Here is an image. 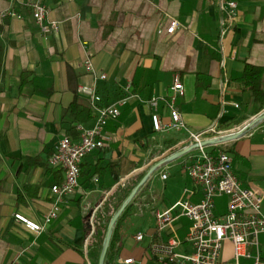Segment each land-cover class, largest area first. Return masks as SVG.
Listing matches in <instances>:
<instances>
[{
	"label": "crops",
	"instance_id": "0c3cea01",
	"mask_svg": "<svg viewBox=\"0 0 264 264\" xmlns=\"http://www.w3.org/2000/svg\"><path fill=\"white\" fill-rule=\"evenodd\" d=\"M25 1L0 0V264H99V232L85 249L93 211L107 217L153 165L185 149L191 132L217 124L218 131L234 133L264 113L242 79L247 63L264 68V0H231L237 3L232 20L222 0H45L49 20L60 23L58 32L40 28ZM174 19L179 27L169 34ZM87 57L94 72L86 70ZM176 76L185 89L176 106L186 127L156 131L149 101L158 97L157 112L169 123ZM82 86L94 88L101 107L126 102L105 128L106 146L83 160L77 192L58 219L36 235L15 213L41 221L52 208V186L64 178L49 162L52 153L65 135L78 141L79 127L93 128L97 121L94 112L84 119L92 103ZM222 148L233 156L242 184L264 195V120ZM189 154L157 170L140 188L121 220L109 264H166L152 245L170 234L156 235L153 211L182 198L190 185L182 170ZM177 165L179 193L166 197ZM164 170L166 180L160 177ZM201 198L197 191L190 200ZM216 203L218 212L225 211V197ZM140 204L148 205L143 213ZM100 223L101 232L107 219ZM190 225L186 217L175 222L177 235L184 238ZM138 233L144 234L142 240L136 239ZM261 241L264 247V236ZM232 256L234 247L227 241L222 257L232 262ZM240 261L253 264L245 257Z\"/></svg>",
	"mask_w": 264,
	"mask_h": 264
},
{
	"label": "built area",
	"instance_id": "2783aa9c",
	"mask_svg": "<svg viewBox=\"0 0 264 264\" xmlns=\"http://www.w3.org/2000/svg\"><path fill=\"white\" fill-rule=\"evenodd\" d=\"M16 1V0H11ZM36 24L43 30L58 32L60 23L49 20L50 7L45 0H26ZM222 6L230 20L237 12L235 1L222 0ZM224 19L222 20L223 26ZM179 27L178 20H172L167 33L172 34ZM88 72H94L95 67L90 57L85 59ZM106 79L105 73L101 74ZM129 89V86L127 87ZM80 91L90 97L92 110L97 116L93 128L79 127L80 139L73 140L65 135L57 145L50 157V164L64 173L62 182L52 186L54 202L52 208L37 221L22 213H15V219L25 225L31 232L39 235L46 231L48 226L58 219L62 207L67 199L74 195L80 187L81 165L87 155L96 149L106 146L107 136L105 128L110 120L118 118L120 107L126 102L121 100L116 105L101 107L97 104L101 97L93 87L82 86ZM185 89L179 76L174 79L173 93L169 100L171 120L164 124L161 115L157 112L158 97H153L149 103L155 109L152 122L156 131L181 129L186 127L176 100L183 96ZM218 131L217 124L200 132H191L185 148L191 149L190 154L182 162V170L189 177L190 185L183 188V196L168 209H157L153 213L156 217V235L161 237L164 233L170 236L165 240L153 243L152 251L158 259L166 264H243L241 258L253 259V264H264V247L261 237L264 236V195L250 187L244 186L239 180L231 153L222 148V144L204 145L203 142L216 137L229 135ZM169 172H160L162 180H166ZM153 177V174L149 179ZM201 191L202 198L193 202L190 198ZM226 198V209L217 214L218 198ZM148 208L147 204H140L139 211ZM182 217L190 220L191 225L184 238H180L175 230V222ZM96 234V212L89 217V232L85 239V249L92 242ZM144 234L138 233L136 239L142 240ZM231 241L234 247V260L226 262L223 257L225 243ZM184 245L188 249H181ZM254 249V252L250 250ZM126 263L132 259H126Z\"/></svg>",
	"mask_w": 264,
	"mask_h": 264
},
{
	"label": "trees",
	"instance_id": "16d2710c",
	"mask_svg": "<svg viewBox=\"0 0 264 264\" xmlns=\"http://www.w3.org/2000/svg\"><path fill=\"white\" fill-rule=\"evenodd\" d=\"M242 79H243L245 87L248 88L252 92V95H253L255 102L259 103L261 105V107H264V84H263L264 68H262L261 66H258V65L247 63L245 66L244 72H243ZM92 114H93V110L85 111L84 119H88L89 117L92 116ZM131 191H132V188H129V189L124 191L123 195L121 196V201L119 203H117V205H115L113 208L108 209L107 217H103L102 215H97V217H96V227L99 226V224H101L100 222L102 221V219H104V218L107 219V223H106V225L102 226L101 232L99 231L98 228L96 229V231H97L96 234L99 232V236H100L98 248L96 251L97 261H98L99 254H100L102 246H103V242H104L105 234H106V231L108 228V224H109L112 216L118 210L119 204H121V202L128 197V195L131 193ZM131 209H132V205L129 204L116 222V225H115V228L113 231V235H112V239H111V242L109 245L107 258H106L107 261H109V262L112 259L111 253H112L113 248H114V246L118 240V229H119V225L121 223V220L124 217H126L127 215H129Z\"/></svg>",
	"mask_w": 264,
	"mask_h": 264
},
{
	"label": "water",
	"instance_id": "95a60500",
	"mask_svg": "<svg viewBox=\"0 0 264 264\" xmlns=\"http://www.w3.org/2000/svg\"><path fill=\"white\" fill-rule=\"evenodd\" d=\"M262 120H264V113H262L261 115L256 117L253 121H251L250 123L245 125L239 131H236V132L231 133L229 135H224V136L216 137V138H213V139H210V140H206V141L203 142V144L204 145L223 144V143H226L227 141L236 139V138L244 135L245 133H247L250 129H252L255 125H257ZM193 148H195V147L193 146V147L185 148V149H183L181 151H178V152H176V153H174V154H172V155L160 160L159 162H157L155 165H153L151 167V169L145 175V177L142 179V181L133 189V191L125 199V201L123 202L121 207L118 209V211L113 215V217H112V219H111V221L109 223V226H108V229H107V232H106V235H105V239H104V242H103L100 258H99V264H109L108 261L106 260V257H107L109 245H110V242H111V239H112V235H113V231H114L116 222L119 219V217L122 215V213L124 212L126 207L129 204L132 203V201L134 200V197L137 195V193L140 190V188L145 184V182L150 178V176L152 174H154L157 170L161 169L162 167L166 166L170 162H172L175 159H177V158L181 157L182 155L186 154L187 152H189Z\"/></svg>",
	"mask_w": 264,
	"mask_h": 264
},
{
	"label": "rangeland",
	"instance_id": "374dc122",
	"mask_svg": "<svg viewBox=\"0 0 264 264\" xmlns=\"http://www.w3.org/2000/svg\"><path fill=\"white\" fill-rule=\"evenodd\" d=\"M180 171V167L179 165L175 166V168H173V170H171L170 172L172 173V178L173 180L175 179V182H172L171 186H168V188L164 191L166 197H172L173 195H177L179 193V189H180V185L182 183V177L179 173ZM156 183L155 185L158 186V192H161L162 190V186H161V182L159 181L158 178H156ZM218 201V199L216 200V202ZM224 211H217V214H221ZM227 251H230V249H228ZM234 257L232 256L229 261H233Z\"/></svg>",
	"mask_w": 264,
	"mask_h": 264
}]
</instances>
